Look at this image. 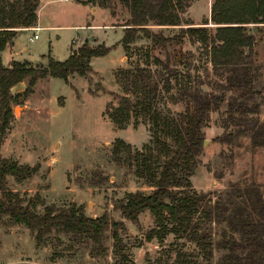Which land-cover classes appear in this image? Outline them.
I'll list each match as a JSON object with an SVG mask.
<instances>
[{
    "label": "rangeland",
    "instance_id": "rangeland-1",
    "mask_svg": "<svg viewBox=\"0 0 264 264\" xmlns=\"http://www.w3.org/2000/svg\"><path fill=\"white\" fill-rule=\"evenodd\" d=\"M79 1L41 0L39 24L52 27L38 30V39L32 41L35 31L19 32L14 59L36 65L46 63L50 55L62 61L70 46L80 43L72 39L84 36L91 45L104 43L111 49L93 58V71L86 76L74 73L68 83L58 77L48 82V77L40 78L12 104L13 116L0 144V165L16 161L38 168L23 179L7 174L3 187L24 198L38 193L44 203L37 207L41 212L45 206L57 212L71 205L91 217L106 212L125 225L119 230L121 243L115 246L109 229L96 242L62 228L37 242L34 232L4 217L0 264H225L227 258L246 257L252 226L264 249V30L251 37L255 27L246 26L251 45L228 56L213 54L212 42L202 41L198 33L166 48L140 36L125 51L118 41L128 16L121 3L112 0L111 7H102ZM204 2L191 0L181 13L182 23L205 26L212 38L215 27L209 22L194 25L209 16ZM187 26L149 28L171 36ZM0 61L7 63V51L0 54ZM135 99L142 106H134L123 127L115 126L107 112L128 107ZM206 101L202 143L188 177V188L202 197L192 221L201 234V246L183 234L167 233L159 241L148 210L134 223L116 209L126 193L153 190L146 173L137 172L136 152L145 153L144 147L150 146L154 168L165 158L158 152L161 144L152 142L148 107L176 122ZM118 139L128 148L118 146ZM161 140L174 148L171 138ZM184 176L179 178L183 186L174 191L186 187Z\"/></svg>",
    "mask_w": 264,
    "mask_h": 264
},
{
    "label": "trees",
    "instance_id": "trees-1",
    "mask_svg": "<svg viewBox=\"0 0 264 264\" xmlns=\"http://www.w3.org/2000/svg\"><path fill=\"white\" fill-rule=\"evenodd\" d=\"M125 8L127 18L121 24L122 36L119 43L127 51L129 45L138 37L149 39L153 45L161 48L178 46L187 34L198 33L202 41L210 40L211 52L222 53L228 56L238 48L251 45V38L245 34L246 24L264 23V0H215L211 8V21L221 26L215 27V34L207 36L205 26H192V23H182L181 13L190 5L191 0H118ZM83 4L98 3L102 7H111L112 0H82ZM40 0H0V54L6 45L16 35L17 28L34 26L37 18V9ZM111 15H115L111 10ZM205 21L202 24H207ZM177 34L165 36L161 32L152 31L150 25L180 26ZM250 39V40H249ZM111 47L104 43L89 44L86 40L76 49H71L69 56L58 61L47 56V64L32 66L28 62L12 61L9 66H4L0 61V144L9 129L12 119V104L20 96H26L36 81L45 77H58L68 83V77L74 73L86 76L92 72L90 59L104 56ZM27 81L26 88L20 93H12L11 88L21 81ZM116 97V94H115ZM119 97V96H117ZM139 99H135L128 107L118 106L107 112L113 124L123 127L130 120L132 109H136ZM209 102L196 106L192 113L183 114L180 120L168 116H160L156 109L146 114L152 125V142L161 144L158 152L165 158L162 164L151 167L153 158L150 146H145V153L136 152L137 172L145 174L152 183L153 190L148 194L128 192L124 199L116 204L120 216L131 222L137 223L139 214L148 210L154 217L156 229L152 230L159 241L167 233L186 235L201 246L202 239L199 231L192 227V221L198 204L202 197L188 188V177L191 173L195 150L201 145L202 137L200 127ZM175 122V124H174ZM161 136L171 138L173 146L162 142ZM118 146L128 148L123 140H117ZM156 162H152L155 164ZM38 165H20L16 161L5 162L0 165V221L7 217L10 220L23 224L34 232V238L41 242L44 236L52 230H64L87 234L98 242L104 230L109 229L116 247L121 243L119 230L125 227L122 220H114L105 212L100 216L91 217L83 213L80 206L71 205L66 209L53 211L45 206L43 211H38V205H44L42 197L35 193L24 198L20 194L5 189L3 181L7 174L18 179L31 176L36 172ZM185 174L186 187H182L179 178ZM246 243V257L240 260L229 259L225 264H264L263 243L257 238L255 227L248 232Z\"/></svg>",
    "mask_w": 264,
    "mask_h": 264
},
{
    "label": "crops",
    "instance_id": "crops-1",
    "mask_svg": "<svg viewBox=\"0 0 264 264\" xmlns=\"http://www.w3.org/2000/svg\"><path fill=\"white\" fill-rule=\"evenodd\" d=\"M65 1H67V0H65ZM203 0H198V3H201ZM205 2H208V17L206 18L207 20V22H209V25H211V27H218V26H221V24H215V23H213L212 21H211V8H212V4L215 2V0H204ZM204 2V3H205ZM81 3V2H80ZM83 5H88V4H83ZM42 6H44V4H41V0H40V5H39V7H38V9H37V18H36V22H35V24H34V26H32V27H26V28H17L16 29V35H15V37L11 40V42H9L7 45H6V47L4 48V50H2L1 51V54L3 53V52H6L7 51V63H5V65L4 66H9L10 64H11V62L12 61H18V62H24V61H26V62H28L30 65H32V66H37V65H43V66H45L46 64H47V61H46V63H44V64H36V65H33L32 64V62H30V61H28V60H15L14 59V56H16V52H15V49H14V47H15V38H16V36H17V34L19 33V32H22L23 30H31V31H35V33L38 31V30H40V29H44V28H51L52 26H42L41 24H39V22H40V18L38 17V10L42 7ZM93 10L95 11V10H97V8L96 7H94L93 8ZM194 25H202V23H199V24H194ZM208 25V24H207ZM245 26H254L255 27V30L253 31V30H251V37H252V35H254L255 36V34L256 33H258V32H260L261 30H264V23H261V24H246ZM111 28V27H110ZM34 33V34H35ZM33 34V35H34ZM33 35H32V37H33ZM32 37H30L29 38V40L32 38ZM36 39H38V36H37V38ZM77 39H79V40H77ZM77 39H72V43H74V42H76V41H79L80 43H79V45H77L76 47H73L72 45L70 46V52H71V49H76L77 47H79L84 41H88V42H90V40L91 39H89L88 37H86V36H84V37H77ZM34 40V39H33ZM76 40V41H75ZM95 40V39H94ZM120 40V39H119ZM118 40V41H119ZM32 41V40H31ZM121 45V44H120ZM122 47V46H121ZM70 52H69V54H70ZM43 57L45 56V55H42ZM69 56V55H68ZM93 58L94 57H92L91 59H90V65H91V63H92V60H93ZM66 59V58H65ZM64 59V60H65ZM56 60V59H55ZM58 61H60V60H58ZM63 61V60H62ZM70 77H71V75L68 77V81H69V79H70ZM51 78H53V77H50V76H48V80H47V82L48 81H50L51 80ZM26 88V83H25V80H23V81H21V82H18L17 84H15L12 88H11V92L12 93H14V94H16V93H20V92H22L24 89Z\"/></svg>",
    "mask_w": 264,
    "mask_h": 264
},
{
    "label": "built area",
    "instance_id": "built-area-1",
    "mask_svg": "<svg viewBox=\"0 0 264 264\" xmlns=\"http://www.w3.org/2000/svg\"><path fill=\"white\" fill-rule=\"evenodd\" d=\"M36 38H37V34L35 33L30 40H33V39H36Z\"/></svg>",
    "mask_w": 264,
    "mask_h": 264
}]
</instances>
